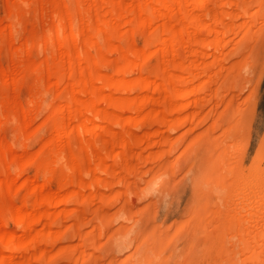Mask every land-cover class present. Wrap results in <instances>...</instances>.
I'll return each mask as SVG.
<instances>
[{"label":"bare ground","instance_id":"6f19581e","mask_svg":"<svg viewBox=\"0 0 264 264\" xmlns=\"http://www.w3.org/2000/svg\"><path fill=\"white\" fill-rule=\"evenodd\" d=\"M262 51L264 0H0V264H264Z\"/></svg>","mask_w":264,"mask_h":264},{"label":"rangeland","instance_id":"374dc122","mask_svg":"<svg viewBox=\"0 0 264 264\" xmlns=\"http://www.w3.org/2000/svg\"><path fill=\"white\" fill-rule=\"evenodd\" d=\"M262 55L263 56H260V64H258V66H257V71H256L257 74L255 73V75H254V78H256L258 73H259L258 71L261 72L262 76H261V79H260V85H259L258 89L256 87H254L255 84L253 82L254 81L253 80L254 78H253L252 81H251V90L249 89L251 92H255L254 94L257 93L258 96H259L258 97L256 95L258 97V99L256 100L257 101V105H256L257 107H256L255 116H254L255 124L251 126L252 134L250 133V135H252V137H251V145L249 147H250V151H251V156H252V153L254 154L256 152L255 150H258L257 148H259V147L262 148L261 150L260 149L258 150L257 154H258L259 162L264 165V74H263V72H264V51H262ZM252 84L254 86H252ZM253 89H255V91H253ZM256 89H257V91H256ZM247 93H248V91H247ZM256 141H257L258 144L256 143ZM260 144H261V146H260ZM253 150H254V152H253ZM187 193H188V195L184 194V196H181V198L177 199L178 201L175 200L174 207H173L175 209H173V211L182 212V209L185 206L187 198L189 199V197H190L189 196L190 193H191L190 190H188ZM180 200H182V201H180ZM176 203H178L179 205L181 203L180 207Z\"/></svg>","mask_w":264,"mask_h":264}]
</instances>
